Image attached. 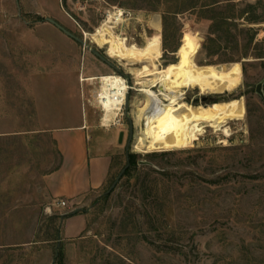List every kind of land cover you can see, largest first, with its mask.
I'll return each mask as SVG.
<instances>
[{"label": "rangeland", "instance_id": "obj_1", "mask_svg": "<svg viewBox=\"0 0 264 264\" xmlns=\"http://www.w3.org/2000/svg\"><path fill=\"white\" fill-rule=\"evenodd\" d=\"M120 11L125 19L111 25L113 33L135 53L158 46L159 69L241 66L235 96L193 90L179 101L208 106L242 99L245 114L228 125L229 137L203 126L190 149H132L140 130L133 105L144 95L129 68L89 38ZM153 18L160 20L157 31ZM263 40L264 0H0V264H264ZM103 76L125 79L131 91L118 119L103 109L102 126L95 96ZM201 98L209 100L193 105ZM75 109L92 141L110 148L113 167L104 187L80 204L85 230L69 246L61 242L60 212L51 211L44 184L59 154L50 135L38 131L72 126ZM60 245L63 257L55 263Z\"/></svg>", "mask_w": 264, "mask_h": 264}, {"label": "bare ground", "instance_id": "obj_2", "mask_svg": "<svg viewBox=\"0 0 264 264\" xmlns=\"http://www.w3.org/2000/svg\"><path fill=\"white\" fill-rule=\"evenodd\" d=\"M121 13L109 15L89 38L99 48L105 49L109 58L124 68H129L135 86L140 87L139 91L144 95L142 101H136L133 105L134 126L140 130L135 135L132 149L136 153L190 149L205 133L203 126L221 131L225 137H229L228 125L245 114L242 99L231 98L208 106H191L180 104L179 101L184 98L185 91L193 90H198L200 95L219 96L222 99H226L222 96H235L242 86L241 66L233 63L222 67L206 65L159 69L157 62L161 58V52L158 46H145L135 53L127 48L124 39L113 33L111 25L116 26L122 21L119 18ZM154 18L150 23L157 31L160 20ZM135 66L138 68H133ZM101 81H112L114 85L124 86L123 79L119 76H105ZM154 88H158V94L151 91ZM104 110L111 118L117 115V110L112 105H106Z\"/></svg>", "mask_w": 264, "mask_h": 264}, {"label": "crops", "instance_id": "obj_3", "mask_svg": "<svg viewBox=\"0 0 264 264\" xmlns=\"http://www.w3.org/2000/svg\"><path fill=\"white\" fill-rule=\"evenodd\" d=\"M91 78L85 79V82ZM52 117L61 115L53 113ZM82 117L81 111L75 109L72 126H53L38 131L50 135L60 158L59 166L44 177L51 201L50 209L60 212V217L77 213L60 222L61 242L65 241L69 246L78 241L85 230L86 216L81 212L80 204L104 187L113 167L110 148L102 150L97 142L92 141ZM61 202L66 206L61 207Z\"/></svg>", "mask_w": 264, "mask_h": 264}, {"label": "built area", "instance_id": "obj_4", "mask_svg": "<svg viewBox=\"0 0 264 264\" xmlns=\"http://www.w3.org/2000/svg\"><path fill=\"white\" fill-rule=\"evenodd\" d=\"M119 18H121L122 21H120L118 24L116 23L117 25H120L123 23L125 19V13L122 12L121 17ZM120 79H123V78L120 77ZM123 84L124 86H119V85H114L112 81L100 82V89L96 93V96H95V105L101 113L100 122L102 126H103L102 117L104 115L103 109L106 105H112L117 110V117L115 118V120L118 119L120 115H122V112L125 107V102L127 100V97H129V92L131 91V88H129V86L127 85V81L125 79H123ZM112 123L113 121L109 123L108 126H110ZM60 206L65 207L66 205L64 202H61Z\"/></svg>", "mask_w": 264, "mask_h": 264}, {"label": "water", "instance_id": "obj_5", "mask_svg": "<svg viewBox=\"0 0 264 264\" xmlns=\"http://www.w3.org/2000/svg\"><path fill=\"white\" fill-rule=\"evenodd\" d=\"M45 21L47 23H49L50 25H52L53 27H55L57 30H59L61 33H63L65 36H67L68 38L80 43L81 45H85L84 41L78 39L76 36H74L72 33H70L68 30H66L64 27H62L59 23H57L56 21H54L53 19H45ZM91 53L97 57L100 61H102L103 63H105L106 65L112 67L113 69H116L117 68L111 64V62L109 61V59H107L106 57H104L103 55H101L99 52L95 51V50H90ZM261 86L258 85L256 87V93L260 96H262V93H261V90H260ZM127 100H128V97H127ZM126 100V101H127ZM209 99L207 98H201V99H194L192 101L193 105H196L197 103L199 102H203L205 103L206 101H208ZM129 139H128V143H127V146H126V149L128 150V147L130 145V142L133 138V125H132V122L129 121ZM121 140V139H120ZM127 167H125L120 173L119 175L116 177L115 181L113 182V184L111 185V187L106 191L105 194H110L113 189L115 188V186L118 184V182L120 181L121 177L123 176L125 170H126Z\"/></svg>", "mask_w": 264, "mask_h": 264}, {"label": "trees", "instance_id": "obj_6", "mask_svg": "<svg viewBox=\"0 0 264 264\" xmlns=\"http://www.w3.org/2000/svg\"><path fill=\"white\" fill-rule=\"evenodd\" d=\"M261 3V1H259V4ZM227 21V19H225V21H224V23ZM223 22V21H222ZM261 44H264V40L261 42ZM128 164H129V166L131 167V166H133L134 164H135V162H133V159H132V157L130 158H128ZM129 171V168L127 169L126 168V170H125V172H124V174H126L127 172ZM72 214H77V213H72ZM72 214H69V215H72ZM69 215H67V216H69ZM67 216H61V217H59L60 218V220H63V219H65ZM62 248H61V245L56 249V255H55V263H57V262H61V260H62V257H63V255H62V250H61Z\"/></svg>", "mask_w": 264, "mask_h": 264}, {"label": "flooded vegetation", "instance_id": "obj_7", "mask_svg": "<svg viewBox=\"0 0 264 264\" xmlns=\"http://www.w3.org/2000/svg\"><path fill=\"white\" fill-rule=\"evenodd\" d=\"M128 139H129V135H128Z\"/></svg>", "mask_w": 264, "mask_h": 264}]
</instances>
